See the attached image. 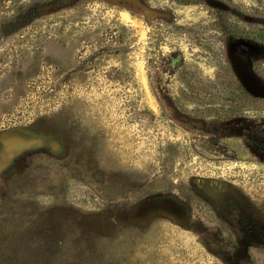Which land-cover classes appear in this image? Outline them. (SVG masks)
Wrapping results in <instances>:
<instances>
[{
    "label": "rangeland",
    "instance_id": "1",
    "mask_svg": "<svg viewBox=\"0 0 264 264\" xmlns=\"http://www.w3.org/2000/svg\"><path fill=\"white\" fill-rule=\"evenodd\" d=\"M264 0H0V264H264Z\"/></svg>",
    "mask_w": 264,
    "mask_h": 264
},
{
    "label": "trees",
    "instance_id": "2",
    "mask_svg": "<svg viewBox=\"0 0 264 264\" xmlns=\"http://www.w3.org/2000/svg\"><path fill=\"white\" fill-rule=\"evenodd\" d=\"M255 40L264 41V31L260 30L254 35Z\"/></svg>",
    "mask_w": 264,
    "mask_h": 264
}]
</instances>
